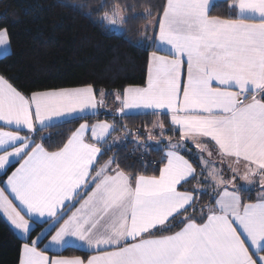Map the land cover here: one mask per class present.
Returning a JSON list of instances; mask_svg holds the SVG:
<instances>
[{
    "label": "snow or ice",
    "instance_id": "obj_1",
    "mask_svg": "<svg viewBox=\"0 0 264 264\" xmlns=\"http://www.w3.org/2000/svg\"><path fill=\"white\" fill-rule=\"evenodd\" d=\"M214 6L165 0L155 14L153 6L141 14L154 47L144 86L102 90L100 100L91 84L28 95L0 75V169L19 162L0 188V214L25 236L18 264H264V0H230L235 15L227 18L211 15ZM133 7L115 4L101 19L123 25ZM0 45L9 46L6 29ZM107 95L119 101L120 118L140 110L169 118L168 126L154 122L141 143L126 125L113 136L114 117L81 123L55 151L36 142L55 121L97 115ZM168 132L179 138L165 139ZM130 135L137 149L163 145L158 175L126 170L115 154L99 164ZM192 181L191 190H179ZM201 184L216 196L198 208L194 193L209 195ZM252 188L258 199L246 201L242 193ZM30 221L49 228L28 242ZM57 224L45 250L79 243L95 254L50 259L39 244Z\"/></svg>",
    "mask_w": 264,
    "mask_h": 264
},
{
    "label": "trees",
    "instance_id": "obj_2",
    "mask_svg": "<svg viewBox=\"0 0 264 264\" xmlns=\"http://www.w3.org/2000/svg\"><path fill=\"white\" fill-rule=\"evenodd\" d=\"M164 2L165 0H0V30H7L10 45L9 53L0 57V75L28 95L32 92L89 84L93 85L97 93L102 90L106 93L122 92L129 86H143L146 82L149 54L154 47L151 41L144 39L142 28L147 21L141 14L149 6H153L155 14V9ZM101 4L106 7H99ZM115 4L122 7L134 6L124 12L126 22L121 31H115L101 19L103 12L111 11ZM229 4L230 0L216 1L211 15L223 18L234 16V10ZM81 6H88L93 11L90 13L88 8L81 10ZM147 34L151 35V29ZM109 100H112V95L106 96L105 101ZM114 117L118 125L117 133L124 135L120 129L126 125L131 133H140L142 142L146 141L148 132L153 131L154 122L163 120L166 127L169 123L167 117L152 116L144 112L123 118L103 114L102 118L111 122ZM96 118L85 116L83 119L55 124L45 129L47 136L43 139L37 135L36 141H40L48 150H57L81 122H93ZM158 131L156 129L154 134ZM169 137L174 141L179 138L178 133L171 132L166 134L165 139ZM135 139V135H130L117 143L112 151L100 159L99 164L102 165L115 154L121 167L126 170L132 167L146 175H158L159 168L163 166L161 158L164 153L159 150L163 145L150 141L148 143L152 146L151 150H139L133 146ZM141 161L147 164L146 171L141 167ZM11 168L12 166L1 177ZM194 185L196 181L180 189L191 190ZM199 186L208 188L209 195L194 193L198 196V208L214 203L209 197H215L216 193L207 185ZM256 191V188L251 189L242 195L246 200H253ZM64 211L67 214L70 212L67 208ZM47 225L35 223L28 242ZM55 227L48 232L47 238ZM24 242L25 239L17 236L0 216V264H18ZM43 243L39 244V248H42ZM57 254L85 257L89 253L75 247H66Z\"/></svg>",
    "mask_w": 264,
    "mask_h": 264
},
{
    "label": "crops",
    "instance_id": "obj_3",
    "mask_svg": "<svg viewBox=\"0 0 264 264\" xmlns=\"http://www.w3.org/2000/svg\"><path fill=\"white\" fill-rule=\"evenodd\" d=\"M216 1H218V0H215V2ZM154 33H153V31L151 30V35H153ZM4 48L0 45V57L1 56H3L5 53H7V51L6 50H3ZM6 51V52H5ZM161 54H164V53H161ZM150 55V54H149ZM147 73H148V66H147ZM146 79H147V76H146ZM144 86V85H143ZM81 87H83V86H81ZM72 88H77V87H72ZM46 91H48V90H46ZM39 92H43V91H39ZM101 92V91H100ZM100 92H96L97 93V99L98 100H100L101 99V97H100ZM113 93H116V92H113ZM106 98V97H105ZM112 102H109V103H107V107H102V108H99L98 109V114L97 115H95L97 118L93 121V122H87L89 125H92V124H94V123H96L97 121H101V120H104V121H107L106 119H104V118H102L103 117V114H106V115H113V116H119V114L116 112V109L120 106L119 105V101H117L116 99H115V96L114 95H112V100H111ZM134 111V113H143V112H141L140 110H133ZM145 112H150V110H145ZM86 116H92V115H86ZM61 122H63L62 120H58V121H55L54 122V125L55 124H58V123H61ZM86 121H84V122H81V123H85ZM80 123V124H81ZM79 124V125H80ZM79 125H78V127H79ZM0 127H3V124H2V122H0ZM77 127V128H78ZM76 128V129H77ZM75 129V130H76ZM4 130H11V129H8V128H5ZM26 131L27 130H25L24 132H22L21 134L22 135H24V134H26ZM114 134V133H113ZM45 136H47V130H45V129H43L39 134H38V137L41 139V137H45ZM112 137H109V141L110 140H112L111 139ZM37 143H41L40 141H36ZM121 142V141H120ZM119 142V143H120ZM189 145H191V144H189ZM192 146V145H191ZM190 147V146H189ZM47 149V148H46ZM49 151H51V150H49ZM53 151H55V150H53ZM181 154H183V153H181ZM205 155H207L206 153H205ZM187 158V157H186ZM212 159H215V156L212 158ZM12 166V168L10 169V171L5 175V176H3V177H1L5 172H6V170L9 168V167H11ZM19 167V162H17L16 160H15V158H13V160H12V162L9 164V165H7L6 167H5V169H0V188H4L5 187V184H4V181H6V179H7V176H9V175H11V173L13 172V171H15V169L16 168H18ZM217 167H221V165L219 164V162H217ZM224 167V175L226 176V177H228V176H230L231 174L227 171V168H226V165H224L223 166ZM228 174V175H227ZM240 183H243V182H240ZM179 187V186H178ZM252 189H255V188H252ZM257 189V191H256V193H255V198L253 199V200H251V201H256L257 199H258V194H259V189L258 188H256ZM179 190H181L180 188H179ZM228 190L229 191H232V187H231V185H229L228 186ZM89 191H91V189H89ZM181 191H184V190H181ZM6 195H8V192L6 191V193H5ZM9 198L11 199L12 197L11 196H9ZM247 201V200H246ZM14 203H18L17 201H13ZM80 206V204L79 203H77L76 205H75V207L74 208H72V210H70V212L68 213V215H71V212L72 211H75V208H78ZM0 216H1V218L13 229V231L17 234V236H19L20 238H22V239H25V236L22 234V233H20L18 230H15L11 225H10V223L6 220V218L5 217H3V215L2 214H0ZM27 218V217H26ZM67 218V216L65 217V219ZM42 220L43 219H47V217H44V218H41ZM63 221H61V223H62ZM37 223H39V222H37ZM30 224H31V228H33V226L35 225V223H32L31 221H30ZM59 227V224L55 227V229L53 230V232L50 234V236L44 241V243H43V245H42V248H40L41 250H45L44 249V244H47L50 240H51V236L52 235H54L55 234V231H56V229ZM49 228V225H47L45 228H43V230H41L37 235H36V237H38V236H40V234L43 232V231H45V229H48ZM36 237L34 238V239H36ZM66 247H75V248H78V249H80V250H82V251H84V252H87V253H89V254H87L85 257H83V256H81V255H79V257H81V258H84V259H86L88 256H90V255H93V254H95L92 250H89L86 246H81L79 243L78 244H76V245H73V246H65V247H63V248H60V247H55V246H53V247H50L49 249H47V250H45V254L50 258V259H52V258H73V257H77V256H69V257H66V256H60V255H58L57 253H59L61 250H63L64 248H66Z\"/></svg>",
    "mask_w": 264,
    "mask_h": 264
},
{
    "label": "rangeland",
    "instance_id": "obj_4",
    "mask_svg": "<svg viewBox=\"0 0 264 264\" xmlns=\"http://www.w3.org/2000/svg\"><path fill=\"white\" fill-rule=\"evenodd\" d=\"M111 26V28H113L115 31H121V29H122V25H110ZM3 30V29H2ZM4 49L3 50H6L7 51V53H9V51H10V45L9 46H4V45H1ZM5 51V52H6ZM7 53H5V54H7ZM4 54V55H5ZM105 92V91H104ZM104 99V105H105V107H107V102L109 103V102H112V101H105V97L103 98ZM113 136H119V137H122L123 135L122 134H120V133H117V132H115L114 134H113ZM111 139H113V137L111 138ZM111 141V140H110ZM120 142V141H119ZM119 142H117V143H119ZM141 143H143L142 141H141ZM133 146H134V148H136V144H135V140H134V142H133ZM190 147V149L193 151V152H195L196 151V149L193 147V146H191V145H189ZM140 150V149H139ZM142 150V149H141ZM206 156V155H205ZM228 175V174H227Z\"/></svg>",
    "mask_w": 264,
    "mask_h": 264
}]
</instances>
